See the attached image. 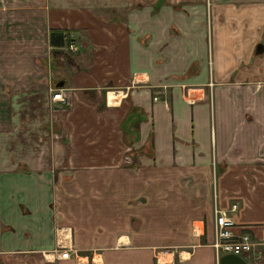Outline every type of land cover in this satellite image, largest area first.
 I'll return each mask as SVG.
<instances>
[{
  "label": "crops",
  "instance_id": "obj_1",
  "mask_svg": "<svg viewBox=\"0 0 264 264\" xmlns=\"http://www.w3.org/2000/svg\"><path fill=\"white\" fill-rule=\"evenodd\" d=\"M263 53L264 0H0V264H220L218 210L264 264Z\"/></svg>",
  "mask_w": 264,
  "mask_h": 264
},
{
  "label": "built area",
  "instance_id": "obj_2",
  "mask_svg": "<svg viewBox=\"0 0 264 264\" xmlns=\"http://www.w3.org/2000/svg\"><path fill=\"white\" fill-rule=\"evenodd\" d=\"M68 49L70 51H76L75 45L70 43L68 45ZM50 92H52L51 100L54 102H59L62 105H69V102L67 100V97L60 89H50ZM109 92H112L115 94V91L110 90ZM108 92V93H109ZM108 93L106 95V99H108ZM216 219H215V240L211 244V246L214 248L216 256H219L220 254H233L237 256H241L244 253H247L250 251L252 247L251 239L249 234H242L237 239L234 238L230 226L232 222L226 218L225 214H222L219 210L215 212ZM162 253L158 252L157 256H160ZM59 258H69V250L65 249L58 253ZM158 257H156V262L158 263Z\"/></svg>",
  "mask_w": 264,
  "mask_h": 264
},
{
  "label": "rangeland",
  "instance_id": "obj_3",
  "mask_svg": "<svg viewBox=\"0 0 264 264\" xmlns=\"http://www.w3.org/2000/svg\"><path fill=\"white\" fill-rule=\"evenodd\" d=\"M257 57H259V56H262V58L264 57V53L263 54H260V55H256ZM214 85L212 84V83H209V88H211V87H213ZM211 94V93H210ZM131 162V161H130ZM131 167L129 166V165H127L128 167V169L130 170V173H132V175L134 174V175H136V173H139V165L137 164L136 166H133L132 167V162H131ZM132 169H133V171H132ZM66 180H68L67 178H66ZM183 182L185 183V184H189V182H190V179L188 180V178H183ZM59 192L60 191H62V190H59V189H57ZM146 203V199L145 198H143V197H141V198H138V199H135V200H128V203H127V208L126 209H128V208H134L137 204H142V205H144ZM133 210V209H132ZM114 221V222H113ZM113 221H111V222H109V221H107L106 223L107 224H109L110 226L112 225V224H115V227H120L121 229V231L123 232V231H128V232H130V231H132L131 229H139V227H140V225L142 224V222H141V220L140 219H137L136 217H134V214H133V212H129L128 211V213H126V215L125 214H123V218L122 219H120L119 217H117L115 220H113ZM113 222V223H112ZM172 239H174V238H172ZM171 239V240H172ZM158 246H160L157 250L159 251V252H165L166 250H175V248H171V247H173L172 245H169V244H162V245H158ZM176 250H178L177 248H176ZM158 253V252H157ZM161 256V255H160Z\"/></svg>",
  "mask_w": 264,
  "mask_h": 264
},
{
  "label": "trees",
  "instance_id": "obj_4",
  "mask_svg": "<svg viewBox=\"0 0 264 264\" xmlns=\"http://www.w3.org/2000/svg\"><path fill=\"white\" fill-rule=\"evenodd\" d=\"M69 38L68 35H63V32L60 30H52L50 31V35H49V43L52 46H56L59 47L61 45H63L64 42H68Z\"/></svg>",
  "mask_w": 264,
  "mask_h": 264
},
{
  "label": "water",
  "instance_id": "obj_5",
  "mask_svg": "<svg viewBox=\"0 0 264 264\" xmlns=\"http://www.w3.org/2000/svg\"><path fill=\"white\" fill-rule=\"evenodd\" d=\"M263 51V46L260 45L257 47V52ZM220 264H246L240 256L233 254H226L221 257Z\"/></svg>",
  "mask_w": 264,
  "mask_h": 264
},
{
  "label": "bare ground",
  "instance_id": "obj_6",
  "mask_svg": "<svg viewBox=\"0 0 264 264\" xmlns=\"http://www.w3.org/2000/svg\"><path fill=\"white\" fill-rule=\"evenodd\" d=\"M112 95V98H113V94H111Z\"/></svg>",
  "mask_w": 264,
  "mask_h": 264
}]
</instances>
